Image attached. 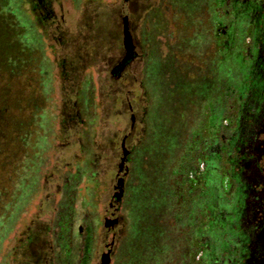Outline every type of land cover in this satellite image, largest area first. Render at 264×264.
Instances as JSON below:
<instances>
[{
	"label": "rangeland",
	"instance_id": "374dc122",
	"mask_svg": "<svg viewBox=\"0 0 264 264\" xmlns=\"http://www.w3.org/2000/svg\"><path fill=\"white\" fill-rule=\"evenodd\" d=\"M28 1L0 0L21 29L2 21L0 264H80L85 242L88 264H198L173 171L241 84L216 53L213 0H48L46 21Z\"/></svg>",
	"mask_w": 264,
	"mask_h": 264
},
{
	"label": "flooded vegetation",
	"instance_id": "af4514ba",
	"mask_svg": "<svg viewBox=\"0 0 264 264\" xmlns=\"http://www.w3.org/2000/svg\"><path fill=\"white\" fill-rule=\"evenodd\" d=\"M28 2L43 20L52 19L48 0ZM212 10L219 61L235 56L241 84L226 99L223 120L215 113L209 128L196 126L200 139L191 155L201 160L202 175L213 167L216 178L210 188L199 184V195L186 183L184 211L188 223L196 217L199 224L192 236L198 264H264V0H213ZM240 22L243 50L234 52Z\"/></svg>",
	"mask_w": 264,
	"mask_h": 264
},
{
	"label": "trees",
	"instance_id": "16d2710c",
	"mask_svg": "<svg viewBox=\"0 0 264 264\" xmlns=\"http://www.w3.org/2000/svg\"><path fill=\"white\" fill-rule=\"evenodd\" d=\"M2 21L3 23H6L7 25H9L10 29L12 27L13 30V40L18 37L21 33V29L19 27H17V24L15 22V17L13 16V14L8 13L6 15H1L0 16V41L4 40V42H0V53L4 50L7 49V46H9L8 44L10 43V38L7 35L8 31L4 30V27L2 25ZM5 36V38H4ZM7 40V41H6ZM14 44H16V46L19 45V42H17L15 40ZM7 45V46H6ZM15 46V45H14ZM20 46V45H19ZM6 48V49H5ZM16 48V47H15ZM221 63H227L226 59L222 58ZM120 71V68L117 70V72ZM240 75V72H239ZM241 77V75H240ZM236 89H238V91L241 93L243 91V88L237 87ZM210 112V113H209ZM222 114L223 116H219L218 114H216L217 116H219L222 120L225 118V110H222ZM213 119H215V112L214 110L210 109L208 110L207 114L205 115L204 120L199 124L202 128L206 127L209 128L210 123L213 121ZM199 127L196 128L195 131L192 130L191 135L189 136L187 142H186V146H185V150L183 152V157L181 159V161L178 163L177 167L175 168V170L173 171V202H174V208L180 209V211H184V206H183V201H184V195H185V185L188 181H190V184L192 185L191 188H193V190L196 191V193L199 195L200 190L202 189L200 187V189L197 187L199 184L203 186V188H210V184L211 181L214 180V178H216V175L213 173L214 168L211 167V169L205 174L202 175V171L200 170V162L201 160L194 155H191V151L194 149L195 146L198 145V140L200 139V136H198L199 134ZM197 167V168H196ZM220 173V172H219ZM224 177V175H222ZM204 180V181H203ZM1 188H0V192H1ZM6 191V189H4ZM206 190V189H205ZM198 195H196V197L193 198V201L191 202L192 204H194V201H196L198 197ZM7 197V196H6ZM5 198V197H4ZM2 198V196H0V200L4 199ZM4 206L0 205V208ZM176 211V221L179 224L184 223L183 220L178 216V210ZM178 211V212H177ZM66 218L63 217L62 220H60L61 222L66 223ZM61 222H59V225L61 224ZM197 225V224H196ZM199 225V224H198ZM61 237V238H60ZM69 238L66 237V234H64L61 229H60V235L58 237L57 240V245H59L60 239L62 238ZM68 240V239H67ZM198 239L196 237H194L193 241H195L194 245L192 247V255H194L198 250L197 248L198 246ZM66 246H69L66 244ZM88 242H85L84 248H83V255L80 261V264H88ZM196 249H195V248ZM193 248L195 249V252H193ZM54 249V248H53ZM67 250V249H65ZM68 257V256H67ZM194 257H192L193 259ZM69 258L66 259H61V264H68ZM194 263H195V258L193 259ZM42 262L44 263V257L40 256L39 252L38 254H33V258L32 261L30 262V264H42Z\"/></svg>",
	"mask_w": 264,
	"mask_h": 264
},
{
	"label": "water",
	"instance_id": "95a60500",
	"mask_svg": "<svg viewBox=\"0 0 264 264\" xmlns=\"http://www.w3.org/2000/svg\"><path fill=\"white\" fill-rule=\"evenodd\" d=\"M129 42H130V37H129V33H128V30L126 31V37H125V43H126V45L127 46H129ZM124 162H125V159H123V164H124ZM123 182H121V186H123ZM123 188V187H122ZM123 194H124V192H123V189L121 190V192L118 194V199H121L122 197H123Z\"/></svg>",
	"mask_w": 264,
	"mask_h": 264
},
{
	"label": "crops",
	"instance_id": "0c3cea01",
	"mask_svg": "<svg viewBox=\"0 0 264 264\" xmlns=\"http://www.w3.org/2000/svg\"><path fill=\"white\" fill-rule=\"evenodd\" d=\"M195 255V254H194ZM194 255H193V257H194ZM194 259V258H193Z\"/></svg>",
	"mask_w": 264,
	"mask_h": 264
}]
</instances>
